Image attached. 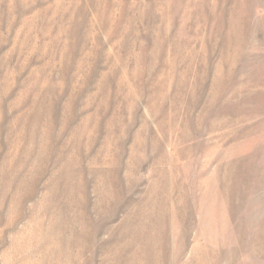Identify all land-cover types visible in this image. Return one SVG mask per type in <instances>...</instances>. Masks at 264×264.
Masks as SVG:
<instances>
[{"label": "rangeland", "instance_id": "obj_1", "mask_svg": "<svg viewBox=\"0 0 264 264\" xmlns=\"http://www.w3.org/2000/svg\"><path fill=\"white\" fill-rule=\"evenodd\" d=\"M0 264H264V0H0Z\"/></svg>", "mask_w": 264, "mask_h": 264}]
</instances>
